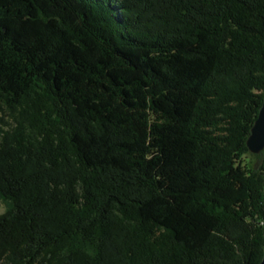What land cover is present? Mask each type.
I'll return each mask as SVG.
<instances>
[{
  "label": "trees",
  "instance_id": "16d2710c",
  "mask_svg": "<svg viewBox=\"0 0 264 264\" xmlns=\"http://www.w3.org/2000/svg\"><path fill=\"white\" fill-rule=\"evenodd\" d=\"M263 100L264 0H0V264H260Z\"/></svg>",
  "mask_w": 264,
  "mask_h": 264
},
{
  "label": "water",
  "instance_id": "95a60500",
  "mask_svg": "<svg viewBox=\"0 0 264 264\" xmlns=\"http://www.w3.org/2000/svg\"><path fill=\"white\" fill-rule=\"evenodd\" d=\"M247 146L253 154H260L264 150V100L258 117L251 128ZM260 264H264V256Z\"/></svg>",
  "mask_w": 264,
  "mask_h": 264
},
{
  "label": "rangeland",
  "instance_id": "374dc122",
  "mask_svg": "<svg viewBox=\"0 0 264 264\" xmlns=\"http://www.w3.org/2000/svg\"><path fill=\"white\" fill-rule=\"evenodd\" d=\"M13 117L8 111H2L0 113V131L1 129L8 130L13 126ZM252 162H256L257 159L254 156H249ZM9 209L8 203L0 200V214L5 213Z\"/></svg>",
  "mask_w": 264,
  "mask_h": 264
}]
</instances>
